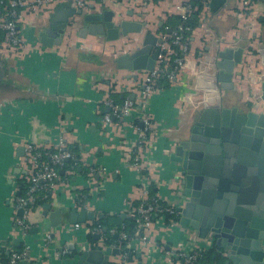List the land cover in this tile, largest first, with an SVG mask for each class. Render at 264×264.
Here are the masks:
<instances>
[{
	"label": "crops",
	"instance_id": "0c3cea01",
	"mask_svg": "<svg viewBox=\"0 0 264 264\" xmlns=\"http://www.w3.org/2000/svg\"><path fill=\"white\" fill-rule=\"evenodd\" d=\"M183 1L85 0V15L109 9L124 20L145 24L141 33H130L112 41L84 35L81 32L84 26L80 24L67 27L60 40L54 36L52 39L58 42L52 46L42 45L39 34L50 30V16L59 4L46 11L20 9L18 30L23 47L17 53L7 48L0 33V250L20 248L22 242L21 234L14 227L17 212L13 205L24 192H20V184L24 190L26 186V167L21 161L26 144L55 148L61 139L75 156L74 165L60 172L57 188L46 192L44 203L31 216L36 210H42L44 204H50L52 209L63 211L71 208L93 211L94 221L105 216L112 221H123L130 219V208L156 195L168 204L181 203L175 195L181 190L174 180L179 173L169 159L173 131L198 106L200 96L194 91L202 83H197V74L201 63L204 67L210 66L209 59L215 49H243L242 61L233 69L234 89L220 92L224 105L244 108L257 102L264 108V102L258 101L257 83L263 71L259 51L264 48V0H252L247 10L237 0H226L214 13L204 7L198 11V24L188 36L190 46L183 72L173 85L159 81V91L147 101V111L162 130L153 144L152 164H133L136 135L131 126H140L136 111L125 118L121 129L105 128V134L102 133L101 117L109 112L102 101L110 98L121 104L125 99H134L142 87L139 72L118 69L115 59L139 48L145 30L157 37H166L161 46L162 50L166 49L167 31H172L184 13ZM194 1L200 4L199 0ZM192 7L191 13H195L198 5L192 3ZM90 168L105 169L108 176L90 178L87 176ZM163 225L158 220L144 231L143 235L148 237L145 245L136 247V240L132 241L130 248L135 256L131 264L140 261L177 264L171 258L176 248L191 247L192 241L200 245L207 243L198 239L192 229H182L178 224L168 225L166 229ZM29 231L25 241L30 258L39 264H77L78 252L93 249L90 244L95 241L83 230L64 232L60 226L51 230V241L45 244L47 234L30 235ZM16 239L19 247L14 244ZM66 245L70 254L59 256ZM210 251L214 264H225L217 247ZM108 261L109 264L119 262L117 256H110Z\"/></svg>",
	"mask_w": 264,
	"mask_h": 264
},
{
	"label": "water",
	"instance_id": "95a60500",
	"mask_svg": "<svg viewBox=\"0 0 264 264\" xmlns=\"http://www.w3.org/2000/svg\"><path fill=\"white\" fill-rule=\"evenodd\" d=\"M225 3L226 0H210L208 8L214 13ZM50 22V30L39 34L46 47L54 44V36L60 40L69 26L81 24L84 35L112 41L141 33L145 25L124 20L109 9L85 15L70 0L54 9ZM163 43L161 37L145 30L141 46L133 53L118 56L115 65L120 70L152 71ZM242 53V48H217L209 59V67L201 63L197 83L201 81L202 85L194 91L200 96L198 106L171 132L175 136L169 159L179 173L176 184L182 191L178 196L184 199L176 208L180 228L192 229L198 239L211 241L225 264H264V111H259L264 108L257 102L244 108L226 107L220 94L221 90L234 89L233 69L241 63ZM259 54L263 71L257 78L258 101L264 102V48ZM22 213L17 211L18 216ZM94 219L93 211H63L44 204L42 210L29 217L28 222L33 225L29 234L52 237V229ZM14 244L20 246L17 239ZM119 254L118 249L111 247L83 250L78 252L77 264H109L108 258ZM19 264L39 263L29 260Z\"/></svg>",
	"mask_w": 264,
	"mask_h": 264
},
{
	"label": "built area",
	"instance_id": "2783aa9c",
	"mask_svg": "<svg viewBox=\"0 0 264 264\" xmlns=\"http://www.w3.org/2000/svg\"><path fill=\"white\" fill-rule=\"evenodd\" d=\"M65 1L66 0H8L5 4L0 1V6L3 7V13H0V33L3 36V41L7 48L17 53L23 47V41L18 30L20 9L25 8L31 11H46L49 7L61 4ZM70 1L75 8L82 10L86 4L85 0ZM193 1L194 0L183 1L182 8L184 13L180 15L182 21H185L190 16L193 9ZM199 2L202 7L208 8L210 0H199ZM237 2L242 9L246 10L252 5V0H237ZM190 32L191 29L189 27L180 24L177 30L171 31V33L168 34V47L163 50L161 49L154 69L152 71H137L139 72L138 75L141 77L140 81L142 87L136 92V97L134 99H125L121 104H116L110 98H106L102 101L109 109V112L103 113L101 117L103 134H105V128H108V130H112L113 127L121 129L125 126V118L131 113L136 111L139 114L140 126H131L136 135L133 145V164L135 166H148L152 164L153 144H155L162 130L159 129L158 123H156L153 116L147 111L146 104L148 99L159 91V81H166L169 85H173L177 82L180 77L179 75L183 72L186 65L190 46L188 33ZM165 38L162 39L165 41ZM74 160L75 156L73 152L64 147L61 139H59L55 148L34 144H26L24 146V155L21 161L26 167V175L24 177L26 186L24 192L16 198L15 204L13 205L15 212L18 210L23 211L21 216L16 215L14 218V227L19 231L22 238L21 247L20 249H9L7 252L9 256L8 260L2 261L0 259V264H19L22 261L31 260L29 253L30 248L25 241L31 227L28 222L29 217L36 208L34 206L40 194L42 192L49 193L55 190L61 178L60 172L74 165ZM70 162H72L71 165L68 164ZM94 175H98L100 178L104 179L108 176V172L105 169L90 168L87 176L92 178ZM67 178L68 174L65 176V180ZM174 180L177 182L176 177H174ZM181 191L182 190H177L175 193L176 197L179 199V203L183 201V199L178 196ZM43 195L46 197L45 194ZM180 204L176 206L165 203L156 195L130 208L129 217L134 224V231L131 236L124 230L116 234L114 230H110L108 234H106L107 231H105V229L91 221L64 225L61 226V229L64 232L83 230L89 237H98L97 240L90 244L91 248L104 250L106 245L107 247L116 248L120 252L117 256L119 260L118 264H131L132 258L130 260L129 255L133 253V250L130 248L132 241L134 239L136 240V247L145 245L148 237L143 235L144 231L152 228L158 220L163 222V227L166 229H169L168 225H177L178 213L176 208ZM76 207L82 206L76 204ZM113 235L117 236V238L110 240V236ZM50 241V235H45L44 243L46 244ZM206 242L207 243L200 245L192 241L191 247L186 245L180 248L178 247V249L176 248L174 250L171 258L175 259L177 264H202L201 260L206 253L214 247L211 241ZM68 254H70L68 245L58 253L59 256Z\"/></svg>",
	"mask_w": 264,
	"mask_h": 264
},
{
	"label": "trees",
	"instance_id": "16d2710c",
	"mask_svg": "<svg viewBox=\"0 0 264 264\" xmlns=\"http://www.w3.org/2000/svg\"><path fill=\"white\" fill-rule=\"evenodd\" d=\"M0 1L3 4H5L8 0H0ZM192 3H194L195 5H198L197 11L195 13H191L190 16L185 21H182L181 18H178L177 24L175 26H173L172 31L177 30L178 26L180 24H183V25L189 27L190 29H193L197 26V24H198L197 14H198V11H200L202 9V6L198 2H195V1H193ZM0 13H3V7L2 6H0ZM189 34L190 33H188V36H189ZM168 86L169 85L166 84V87H168ZM19 189H20V192L22 193L24 191V186L22 184H20ZM43 194H46V193H43ZM43 196L44 195H42V193H41L34 207L40 206L44 203L45 199H43ZM94 223L100 225L103 229H106V231H107L106 234H108V232L110 230H114L115 234L120 233L122 230H124L128 235L131 236L133 234V231H134V224L132 223L131 219L123 220V221L122 220L112 221L108 217L105 216L103 219H98V220L94 221ZM122 227H123V229H122ZM114 237H115V235L110 236L109 239L114 240L115 239ZM91 240H92V238H91ZM17 249H20V248H17ZM133 255H134V253H130V255H129L130 260L133 257ZM8 258H9L8 253L5 250L1 249L0 250V259L2 261H7ZM213 260H214L213 253H212V251H210L209 253H207L204 256V258L201 260V263L202 264H214L212 262Z\"/></svg>",
	"mask_w": 264,
	"mask_h": 264
}]
</instances>
